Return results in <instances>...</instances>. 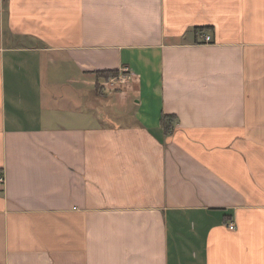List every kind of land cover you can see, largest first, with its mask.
Instances as JSON below:
<instances>
[{"label": "crops", "instance_id": "1", "mask_svg": "<svg viewBox=\"0 0 264 264\" xmlns=\"http://www.w3.org/2000/svg\"><path fill=\"white\" fill-rule=\"evenodd\" d=\"M0 176V264H264V0H0Z\"/></svg>", "mask_w": 264, "mask_h": 264}, {"label": "trees", "instance_id": "2", "mask_svg": "<svg viewBox=\"0 0 264 264\" xmlns=\"http://www.w3.org/2000/svg\"><path fill=\"white\" fill-rule=\"evenodd\" d=\"M204 29H206V27H199L198 30H204ZM117 73H118L117 69H101V70L96 71V75L98 77H102V78L113 77V76H116ZM97 87H98V85H97ZM175 121H176L175 115L167 114V113L162 114L161 122L163 123L164 130L166 133L171 132V130L173 129Z\"/></svg>", "mask_w": 264, "mask_h": 264}, {"label": "built area", "instance_id": "3", "mask_svg": "<svg viewBox=\"0 0 264 264\" xmlns=\"http://www.w3.org/2000/svg\"><path fill=\"white\" fill-rule=\"evenodd\" d=\"M210 41H211V36L210 35H205L204 36V42H210ZM3 181H4L3 177L0 176V185L3 184Z\"/></svg>", "mask_w": 264, "mask_h": 264}, {"label": "rangeland", "instance_id": "4", "mask_svg": "<svg viewBox=\"0 0 264 264\" xmlns=\"http://www.w3.org/2000/svg\"><path fill=\"white\" fill-rule=\"evenodd\" d=\"M119 75V71L118 73L116 74V76ZM105 80H110L109 77L108 78H104ZM103 86H105V84H103ZM98 88V87H97ZM99 89V88H98Z\"/></svg>", "mask_w": 264, "mask_h": 264}]
</instances>
